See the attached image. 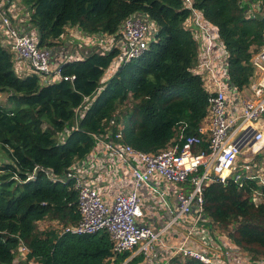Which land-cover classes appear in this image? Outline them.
Returning a JSON list of instances; mask_svg holds the SVG:
<instances>
[{"label": "trees", "instance_id": "16d2710c", "mask_svg": "<svg viewBox=\"0 0 264 264\" xmlns=\"http://www.w3.org/2000/svg\"><path fill=\"white\" fill-rule=\"evenodd\" d=\"M258 1L264 6V0H192L193 7L217 29L228 53L229 83L236 90L250 82L254 75L250 59L264 46V26L259 15L251 17ZM21 3L29 13L24 26L33 28L38 46L48 50L57 46L67 27H77L86 36H114L124 20L135 14L156 25L148 49L104 83L116 50L91 52L63 63L61 75L73 79L45 84L37 75L18 76L13 53L0 43V93L7 95L10 104L0 106V149L6 158L0 165V264H13L21 245L29 251L27 261L36 264H123L130 253H112L105 231L38 232L37 223L55 221L64 228L79 221L72 181L58 179L76 161L96 152L94 136L109 127L105 122L121 126L123 144L148 154L164 149L179 124H186V135L196 133L206 115L208 96L201 78L192 72L198 43L184 27L190 11L183 0ZM86 97L89 106L75 119V110ZM129 100L131 104L124 106ZM111 130L115 133L117 127ZM45 171L58 181H51ZM255 191L263 195L258 205L252 202ZM204 209L234 245L254 258L264 255V186L249 180L242 187L232 180L211 184L204 191ZM142 261L134 257L127 264ZM169 264L202 263L175 258Z\"/></svg>", "mask_w": 264, "mask_h": 264}, {"label": "built area", "instance_id": "2783aa9c", "mask_svg": "<svg viewBox=\"0 0 264 264\" xmlns=\"http://www.w3.org/2000/svg\"><path fill=\"white\" fill-rule=\"evenodd\" d=\"M183 3L190 11L184 27L199 43L196 68L193 67L192 72L201 78L208 96L205 117L193 135H186V124H179L173 139L155 154L123 144L121 126H116L112 120L105 122L109 127L105 125L103 133L94 136L98 142L96 152L85 159L92 157L96 167L92 164L90 169L96 171L99 168L107 176L109 166L113 167L115 172L110 171V177L127 170L131 176V189L117 192L111 201H106L96 187L82 178L76 161L58 180L72 181L77 193L79 221L62 227L60 232L88 235L105 231L113 246L112 253H130L124 264L134 257H142L147 264H169L175 258H192L202 264H264V256L254 258L234 245L228 234L226 236L205 216L204 209V191L211 184L226 185L232 180L242 187L243 181L249 180L264 186V166L261 159H257L264 150V46L250 59L254 70L250 82L241 90L232 88L227 69L228 53L217 29L193 7L192 0H183ZM260 4L258 1L253 5L257 12L251 14L252 18L260 15ZM16 10L13 0H0V43L13 53L15 73L20 77L37 75L45 84L72 80V77L61 75V65L51 64L50 50L38 46L35 30L26 29L27 21L20 24ZM150 23L140 14L126 18L120 33L111 36L110 49L96 50L97 53L116 50L117 69L140 57L148 49L157 29L152 30ZM104 35L79 38V48L86 41L94 44ZM213 57H219L220 63H212ZM23 64L28 65L27 71L19 69ZM229 89L230 98V92L227 95ZM89 99L84 98V104L75 110V119L88 108ZM113 127H117L115 133H112ZM203 146L206 147L203 149ZM99 159L110 161L109 166L99 167ZM45 174L51 181H58L49 172L45 171ZM32 178L30 176L28 180ZM154 181L180 185L174 202L166 198L161 187L154 188L166 199L157 228L141 223L144 214L140 189ZM177 230L182 231V240L171 245L165 236ZM28 252L21 245L15 257L24 260Z\"/></svg>", "mask_w": 264, "mask_h": 264}, {"label": "crops", "instance_id": "0c3cea01", "mask_svg": "<svg viewBox=\"0 0 264 264\" xmlns=\"http://www.w3.org/2000/svg\"><path fill=\"white\" fill-rule=\"evenodd\" d=\"M17 5V16L20 19V24H23L24 22L28 21L29 19V13L26 7H24L21 3V0H13ZM262 8L259 7L260 13L263 10V4L261 3ZM27 29V28H26ZM85 38L84 33H82L77 27H67L65 29V33L60 39V41L57 42V46L53 49H50L51 52V64L52 65H63L66 61H77L79 59H82L84 56L88 55L91 52H97L99 51H108L110 49V45H112L111 36L104 35L100 39L97 38L95 40L94 44H89L87 41L85 44H83L82 48H79L78 45V39L79 38ZM82 38V39H83ZM198 43V42H197ZM199 48V43H198ZM197 48V49H198ZM213 61L216 64H219L221 59L219 57H213ZM196 64V62H195ZM194 64V67L196 68V65ZM117 58L114 60V63L112 66L106 70L105 72V79L103 80V83L106 81L108 77L111 75H114L116 73L117 69ZM22 71L28 70V65L23 64L19 67ZM18 69V71H19ZM24 77V76H21ZM252 79V78H251ZM231 89L228 90V93ZM231 92L229 93L228 97L230 98ZM7 107H10V104H8ZM92 158V157H91ZM83 159L81 161H78L79 167H80V173L82 178L90 183L92 186L96 187L100 193L103 195L104 199L106 201H111L112 197L117 192H129L131 189V176L129 175V172L127 170H123L120 174H114L112 177H110V171L115 172V170H112L113 167H110V161H104L103 159H99V167L100 166H109V176L105 174V172H100L99 168H96V171L90 169V165H95V162L93 159ZM91 162H88L90 161ZM104 171V170H103ZM169 184L161 183L159 181H154L153 183H150L149 185H144L140 189V195H141V209L144 214V218L142 219L141 223L143 225L157 228L159 223L161 222L160 219V213L162 209L165 207L164 198L160 197V194L155 192L154 188L161 187L166 194V191H168ZM183 237V233L181 230H177L174 234H168L165 236V240L171 244L176 245L178 244ZM27 259L24 260L21 258L15 257L13 264H26ZM28 264H31L30 261H28ZM140 264H147L144 260Z\"/></svg>", "mask_w": 264, "mask_h": 264}, {"label": "rangeland", "instance_id": "374dc122", "mask_svg": "<svg viewBox=\"0 0 264 264\" xmlns=\"http://www.w3.org/2000/svg\"><path fill=\"white\" fill-rule=\"evenodd\" d=\"M260 15H264V6H263V10L260 13ZM150 26H151L152 30H154L156 28V25L154 23H152V22L150 23ZM253 49H255V47H253ZM6 98H7V95L5 93H0V106H3V107H7L8 106ZM130 104H131V101L129 100L126 103H124V106L125 105L128 106ZM258 156H259V158L262 161V165L264 166V150ZM5 159L6 158L4 156V153L0 149V165L4 161H6ZM168 186H169V188H168V191H166V198L168 200H170L171 202H174L175 201V195L177 193V190L180 188V185H170L169 184ZM252 199H253L254 203L258 205V204L263 202V195L259 194L258 191H255L252 194ZM232 227L233 226L228 227L227 230H231ZM61 229H62V225L58 224L55 221L44 220V221H41V222L37 223V231L38 232L49 231V230H56V231L60 232ZM223 232L227 236L226 230H223ZM262 256H264V255H260L258 257H262ZM30 262H31V264H36L34 261H30ZM25 263L28 264V261L25 262ZM104 264H109V263H104Z\"/></svg>", "mask_w": 264, "mask_h": 264}, {"label": "water", "instance_id": "95a60500", "mask_svg": "<svg viewBox=\"0 0 264 264\" xmlns=\"http://www.w3.org/2000/svg\"><path fill=\"white\" fill-rule=\"evenodd\" d=\"M258 21H260L262 23V25L264 26V15H259Z\"/></svg>", "mask_w": 264, "mask_h": 264}]
</instances>
